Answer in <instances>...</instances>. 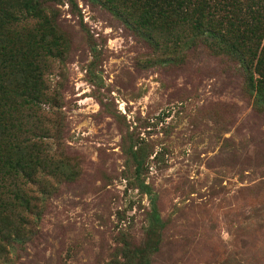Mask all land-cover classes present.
I'll list each match as a JSON object with an SVG mask.
<instances>
[{"label":"rangeland","instance_id":"rangeland-1","mask_svg":"<svg viewBox=\"0 0 264 264\" xmlns=\"http://www.w3.org/2000/svg\"><path fill=\"white\" fill-rule=\"evenodd\" d=\"M44 1L63 40L43 73L53 166L29 185L31 207L1 219L23 222L0 239V264H264L255 59L246 73L217 49L186 50L185 35L133 33L96 2Z\"/></svg>","mask_w":264,"mask_h":264},{"label":"trees","instance_id":"trees-1","mask_svg":"<svg viewBox=\"0 0 264 264\" xmlns=\"http://www.w3.org/2000/svg\"><path fill=\"white\" fill-rule=\"evenodd\" d=\"M90 1L113 12L133 33L185 35L186 50L197 44L217 49L237 59L246 73L255 59L257 83L263 82L257 92L264 95V0ZM44 2L0 0V222L5 212L31 207L29 185L41 183L40 174L53 166L44 145L50 136L45 115L56 105L43 73L49 60L61 57L63 40ZM137 188L150 194L142 181ZM150 196L149 221L159 226L155 195ZM18 220V226L0 223V239L19 235L23 219Z\"/></svg>","mask_w":264,"mask_h":264}]
</instances>
